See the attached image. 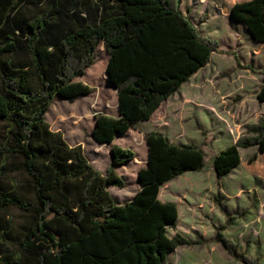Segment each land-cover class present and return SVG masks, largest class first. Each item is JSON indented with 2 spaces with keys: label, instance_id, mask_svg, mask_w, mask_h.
Instances as JSON below:
<instances>
[{
  "label": "trees",
  "instance_id": "1",
  "mask_svg": "<svg viewBox=\"0 0 264 264\" xmlns=\"http://www.w3.org/2000/svg\"><path fill=\"white\" fill-rule=\"evenodd\" d=\"M180 3L0 0V212L17 208L26 214L19 225L0 217V264H169L178 246L203 242L181 232L168 234L169 226L178 225V205L159 197L162 185L206 166L201 145L172 142L160 131L148 133V163L138 174L141 189L117 203L109 188H123L126 181L116 168L136 152L113 146L103 173L81 144H70L46 119L57 96L75 101L90 94L91 88L75 79L95 63L104 43L118 115H96L93 138L110 144L150 120L220 48ZM231 15L264 42V0H239ZM260 72L257 96L264 102V69ZM247 133L214 156L219 178L242 163L241 148L257 147L246 164L249 171H259L264 116L248 125ZM226 215L228 223L235 217ZM226 227L217 229L215 240L244 264H260V256L238 252Z\"/></svg>",
  "mask_w": 264,
  "mask_h": 264
},
{
  "label": "rangeland",
  "instance_id": "2",
  "mask_svg": "<svg viewBox=\"0 0 264 264\" xmlns=\"http://www.w3.org/2000/svg\"><path fill=\"white\" fill-rule=\"evenodd\" d=\"M237 1L181 0V11L202 34L219 40V51L213 52L210 62L164 101L150 120L116 136L112 143L99 144L92 136L96 115H118L117 91L108 79L109 53L104 43L97 49L95 63L75 79L88 85L90 94L75 101L57 96L46 114L51 128L61 131L70 144H81L91 164L103 173L111 163L113 146L136 152L132 161L116 168L126 181L123 188H109L117 203L130 200L141 189L138 174L148 163V133L160 131L172 142L204 148L207 164L202 170L185 172L160 189V199L176 202L179 210L178 225L169 226L168 234L181 232L203 241L178 246L169 264H244L215 240L223 224L238 252L258 255L264 264V154H259L257 173L249 171L246 164L257 147L241 148L242 163L226 176L219 178L213 167L214 156L247 135V126L264 116V102L257 96L263 80L264 43L254 42L243 23L231 16ZM2 126L0 122V131ZM222 207L226 214L235 215L231 222ZM0 217L19 225L26 214L9 208L0 212Z\"/></svg>",
  "mask_w": 264,
  "mask_h": 264
},
{
  "label": "crops",
  "instance_id": "3",
  "mask_svg": "<svg viewBox=\"0 0 264 264\" xmlns=\"http://www.w3.org/2000/svg\"><path fill=\"white\" fill-rule=\"evenodd\" d=\"M242 26H243V28H244L245 30H247L243 24H242ZM248 34H249V36L251 37V39H252L254 42H257V43H264V42H259V41L255 40V39H253L252 35H251L250 33H248ZM115 89H116V88H115ZM139 123H140V122H139Z\"/></svg>",
  "mask_w": 264,
  "mask_h": 264
},
{
  "label": "water",
  "instance_id": "4",
  "mask_svg": "<svg viewBox=\"0 0 264 264\" xmlns=\"http://www.w3.org/2000/svg\"><path fill=\"white\" fill-rule=\"evenodd\" d=\"M232 16V15H231ZM254 39V38H253ZM107 75H108V79H109V82H111V80H110V74H109V72L107 71ZM112 83V82H111ZM112 85H113V87L114 88H116V85L114 84V83H112Z\"/></svg>",
  "mask_w": 264,
  "mask_h": 264
}]
</instances>
